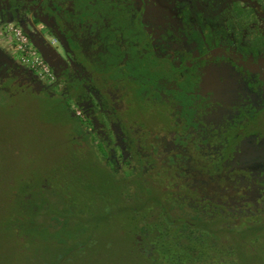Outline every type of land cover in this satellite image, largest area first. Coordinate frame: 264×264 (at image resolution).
<instances>
[{"label": "flooded vegetation", "instance_id": "af4514ba", "mask_svg": "<svg viewBox=\"0 0 264 264\" xmlns=\"http://www.w3.org/2000/svg\"><path fill=\"white\" fill-rule=\"evenodd\" d=\"M0 92L54 102L97 182L142 189L152 218L264 221V0H0Z\"/></svg>", "mask_w": 264, "mask_h": 264}, {"label": "rangeland", "instance_id": "374dc122", "mask_svg": "<svg viewBox=\"0 0 264 264\" xmlns=\"http://www.w3.org/2000/svg\"><path fill=\"white\" fill-rule=\"evenodd\" d=\"M66 120L60 107L43 96L19 93L11 97L0 92V264H51L56 260L45 232L36 231L26 217L41 199L61 207L63 191L75 194L85 211L107 216L96 217L100 220L88 217L94 221L85 234L94 235L93 243L83 248L81 239L70 240L56 264H162L131 253L129 233L134 222L129 206L120 201L121 188L112 181L98 183L104 173L70 149ZM72 156L78 157L79 170L85 172L84 179L77 176L78 183L69 171ZM47 181L49 190L43 189ZM21 202L31 207L23 209ZM261 226L259 234L244 232L243 239L235 237L238 264H264V221ZM69 246L74 247L70 250Z\"/></svg>", "mask_w": 264, "mask_h": 264}, {"label": "trees", "instance_id": "16d2710c", "mask_svg": "<svg viewBox=\"0 0 264 264\" xmlns=\"http://www.w3.org/2000/svg\"><path fill=\"white\" fill-rule=\"evenodd\" d=\"M74 152L77 153L76 151ZM72 157L68 158V164H70L69 171L73 175V179L76 180L77 176H81L84 179L85 172L79 170L78 167L81 163L78 159L80 156ZM85 180L88 181L87 179ZM49 182H46L43 189H50ZM75 182L78 183V180ZM117 185L119 186V184ZM119 188H121L120 201L125 206H129L131 212L130 219L134 222L132 231L129 233L131 235V253L135 256H144L149 260L153 259L152 261L157 263L165 264L164 260H167L168 264H199V262L202 264H238V255L235 253L234 245L235 237L241 236L243 239L244 232H250L255 235L259 234L262 230V222L236 227L229 224L227 231L223 233L224 235H217L214 231L215 229L220 231L219 228H215L213 225L209 226L207 223L200 224V226H196L194 227L196 229H194L190 227L188 222H183V220H181L182 222L180 220H161L156 216L152 218L148 214L151 212L150 208L147 209L148 205L143 202L142 189L121 186ZM40 190H42L41 187ZM62 197L64 199L61 207H58L59 205L50 206L46 198L44 200L41 199L39 207L35 210L32 208L29 214L30 217H26L29 219V223L34 224L32 226L36 231L42 230V232H45L44 234L47 236L46 238L50 243V247H52L51 250L56 255V260L52 261L51 264H56L62 260L63 249L64 247L67 248L70 240L81 239L83 248L89 247L94 241L92 233L88 234V236L85 234L87 229H89V223L94 221L93 218L100 220L96 217L103 216V218H106L107 216L100 215L97 212L90 213V210L85 211V207L81 205L79 200H76V195L73 193L63 191ZM27 202H21L23 209L31 207V203ZM120 210L123 211L124 208L121 207ZM86 213H89V215ZM91 216L94 217L88 218ZM182 228L188 230L186 231ZM203 228L207 230H202ZM208 228L211 229L210 232ZM236 230L240 231L235 232ZM51 237L53 239H50ZM139 238L144 240L140 244ZM69 248L70 250L72 249L70 246ZM68 251L66 254H68ZM159 259L162 262L158 261Z\"/></svg>", "mask_w": 264, "mask_h": 264}, {"label": "built area", "instance_id": "2783aa9c", "mask_svg": "<svg viewBox=\"0 0 264 264\" xmlns=\"http://www.w3.org/2000/svg\"><path fill=\"white\" fill-rule=\"evenodd\" d=\"M8 31L14 39L22 62L32 68L42 80L47 82L52 81L54 76L49 65L28 36L13 24L8 26Z\"/></svg>", "mask_w": 264, "mask_h": 264}, {"label": "water", "instance_id": "95a60500", "mask_svg": "<svg viewBox=\"0 0 264 264\" xmlns=\"http://www.w3.org/2000/svg\"><path fill=\"white\" fill-rule=\"evenodd\" d=\"M38 46V45H37ZM40 50V49H39Z\"/></svg>", "mask_w": 264, "mask_h": 264}]
</instances>
